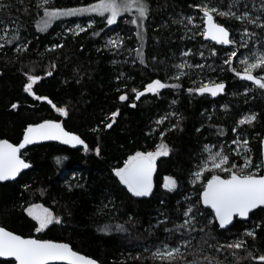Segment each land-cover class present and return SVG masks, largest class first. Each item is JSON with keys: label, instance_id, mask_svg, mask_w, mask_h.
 <instances>
[{"label": "trees", "instance_id": "16d2710c", "mask_svg": "<svg viewBox=\"0 0 264 264\" xmlns=\"http://www.w3.org/2000/svg\"><path fill=\"white\" fill-rule=\"evenodd\" d=\"M95 2L52 0V5L73 8ZM0 3L6 6L0 9V29L8 27L10 39L19 26L20 35L19 40L0 48V139L18 144L27 125L52 119L63 121L66 130L81 136L89 146L85 152L83 146L71 148L52 142L23 150L31 167L15 181L0 182V224L24 236L67 242L99 264H160L151 259V254L162 246L161 242L167 241L172 246L181 243V233L170 234L164 229H174L183 222V212L188 206L185 197L196 200L190 172L196 170L200 158L206 155L204 145H225V151L235 148L231 141L236 133L232 129L249 112L257 113L258 119L251 127L242 126V138L249 140L254 163H259L264 135V92L239 80L223 64L225 52L221 48L231 50L232 46L216 45L199 35L191 38L192 32L184 24L175 22L184 16H196L199 24L202 13L192 5L200 0H149L151 13L144 21L147 31L143 47L135 36L136 26L127 23L130 15L111 26L98 16H72L55 21L42 32L37 27L43 15L42 9L36 7L38 0H0ZM243 3H247L253 14H259L261 0H242ZM90 19L96 23L87 32L74 35L67 31L76 24L86 26ZM229 23L235 25L237 33L242 30L238 21ZM93 32L100 35L94 36ZM117 33L125 38L124 46L106 47L108 38ZM57 43L63 47L50 50ZM22 44H27V51L17 52L16 48ZM212 47L217 50L215 58L208 55ZM137 48L143 53V64L134 51ZM189 49L193 53L203 50L207 59L198 54L183 57L181 53ZM183 60L205 67L186 69L188 75L179 81L171 79L177 72L174 65ZM233 66L239 68L238 58H233ZM47 71H52V75L47 76ZM26 72L44 77L34 86V91L47 96L57 107H67V117L47 101L36 100L23 90ZM155 79L179 83L181 87L162 89L159 95L146 93L136 100L132 90L143 91ZM209 80L225 82V92L212 97L187 91ZM246 87L253 88L247 96L244 95ZM125 93L128 100L120 101L119 96ZM13 103L19 107L13 109ZM117 110L119 115L109 129L106 124L112 122L110 116ZM164 117H167L164 123L157 124ZM220 130L225 135H219ZM161 132L171 152L157 160L152 195L136 197L119 182L113 169L122 167L123 161L136 151L155 150L162 142ZM96 146L101 149L99 156L94 151ZM57 157L61 158L59 164ZM236 162L242 163V157ZM167 176L177 179L176 190L170 192L163 188ZM195 187L199 189L200 185ZM33 203L50 208L63 222L50 226L51 230L36 233V222L26 212ZM198 207L208 214L209 210L202 204ZM102 208L103 212L99 211ZM258 224H264V211L259 209L247 221L236 219L227 230L212 226L205 231L210 230L219 243H226ZM106 225L110 230L101 231ZM116 225H124L126 231L116 230ZM256 231V241L245 238L250 246L254 245L249 250L264 251V233L259 228ZM202 238L207 237L198 231L183 237L191 240L186 247H181L188 261L200 258L204 264V256H214L223 264H235L229 251L209 248ZM209 243L214 244L216 240ZM240 255L246 253L241 251ZM0 264H14V261L0 259Z\"/></svg>", "mask_w": 264, "mask_h": 264}, {"label": "snow or ice", "instance_id": "6c2138e0", "mask_svg": "<svg viewBox=\"0 0 264 264\" xmlns=\"http://www.w3.org/2000/svg\"><path fill=\"white\" fill-rule=\"evenodd\" d=\"M6 7L0 3V9ZM37 9H42L43 15L37 27L40 31H47L55 21L63 17L72 16H98L103 18L107 26L117 24V21L126 15H130L127 23L136 26L135 36L140 40L141 47H143L144 36L147 29L144 26V21L148 19L151 13L149 0H97L95 3L88 4L82 7L61 8L52 5V0H38ZM192 7L202 13L199 16L200 23H196V16H184L176 23L184 24L188 32H192V37L197 35L202 36L205 40H210L216 45L232 46L231 50L221 48L225 52L223 64L228 66V70L235 74L241 81L251 82L256 89L264 92V0H261V8L259 14H253L249 10L247 3L242 0H228L225 4L224 0H200V3L192 5ZM255 5H253V8ZM27 12L28 9H25ZM219 18V19H218ZM230 21H238L240 30L237 33L235 25L230 24ZM96 21L90 19L86 26L76 24L75 28H68L67 31L74 35H79L82 32H87L93 28ZM228 24V26H225ZM191 25L192 27H189ZM255 29H259L257 32ZM103 31V29H101ZM3 35H0V48L5 44H12L14 41L20 39L19 26L15 29L12 37L9 39V28L0 29ZM92 35L99 36L100 32H93ZM238 36V38H237ZM125 38L117 33L113 37H109L106 42V47L119 49L124 46ZM62 44L53 45L56 48H62ZM205 47L202 45V48ZM245 49L246 52L241 51ZM27 51V44H22L16 48L17 52ZM140 59V63H145L143 53L140 48L134 50ZM238 52L240 56L237 57ZM198 54L201 58L205 57L203 50H198L193 53L191 49L182 52L183 57H191ZM208 55L217 57V50L212 47L208 50ZM233 58H238L239 68L233 66ZM177 70L176 75L171 77L179 81L182 77L187 76L186 69L198 68L203 69L204 64H190L188 60H183L179 64L174 65ZM212 68L211 65H208ZM224 70V69H221ZM27 83L24 85V91L35 97L36 100L47 101L53 109L58 113L67 117L69 111L67 107H57L47 96L37 95L34 91V86L38 85L44 79L38 74L25 73ZM47 76L52 75V71L46 72ZM179 83L168 84L162 82L160 79H155L148 83L143 91L133 89L135 99L140 100L146 93L159 95L162 89L176 88L179 89ZM226 84L223 81L208 82L201 81L199 86L189 88V93H198L203 95L210 94L216 97L223 93ZM252 87H246L244 95L247 96L252 92ZM235 95V93H234ZM127 93L119 96L120 101L128 100ZM176 103V101H173ZM13 109L19 107L17 103L11 105ZM131 107H136V104H131ZM227 107V106H225ZM119 115V110L113 112L110 116L111 123L106 124L107 128H112L116 117ZM172 115H176L172 113ZM167 117L157 121V124H163ZM258 119V114L249 112L240 117L236 122V126L232 131L236 133L231 143L235 148L229 147L225 151V145H204L202 155L195 168V171L190 172V183L196 191V200L192 201L191 197H185L188 201V206L183 212V222L175 226L174 229L165 228L164 231L170 234L174 232L181 233V243L176 246L167 241H162V246L157 247L151 254L153 261H158L160 264H178L179 261H184L185 264H201L200 258H194L191 261L187 260L181 247H186L191 243L190 239H183L185 235L191 236L194 232L205 233L206 239L202 238L204 245L209 248H216L217 250L229 251L234 258L235 264H252V262H259L264 264V251L257 249L255 252L250 251L248 240H257V231L259 228L264 233V224H258L251 229H245L242 236H237L235 239L226 243H219V240L212 235V232L205 231L212 226L218 229L227 230L230 225H233L234 220H246L250 213L254 210L264 211V152L261 153L259 163H254L252 149L249 146V140L242 138V126H253ZM175 125L174 127H178ZM199 131V129H197ZM219 135H225L223 130L219 131ZM161 143L156 145L155 150L152 151H136L134 154L128 156L123 161L122 167H115L113 172L119 182L126 186L127 190L136 197H146L152 195L153 192V176L157 170V160L160 157L168 156L171 152L169 145L163 142L164 133L161 132ZM61 141L66 145H81L85 152L89 151V146L81 136L67 131L64 127L63 121L47 119L39 123H32L27 125L24 130L23 140L14 144L7 139H0V181L15 180L17 176L25 169L31 167L22 153V150L28 145L35 144L39 141ZM219 148L218 151L214 149ZM95 154L100 155L101 149L99 146L94 148ZM242 157L243 162L236 161ZM57 164L61 163V158H56ZM199 184L200 188L196 189ZM178 187V181L173 176L164 178L163 188L168 191H174ZM206 206L209 210L208 214L201 210L198 205ZM104 208L107 205L103 206ZM27 214L36 222L34 231L36 233H43L45 230H51L63 222V218L54 213L50 208L43 204L33 203L26 208ZM99 211L103 212V208ZM203 222V223H202ZM164 224L165 221H159ZM198 225L200 227L198 228ZM101 231H109L110 226H105ZM116 230L126 231L124 225H116ZM209 240H216V243L210 244ZM243 251L246 255H240ZM0 257L14 258V264H98L93 258L81 254L73 249L67 242H59L53 239L36 238L35 236H27L17 234L8 230L4 226H0ZM204 264H223L214 256H204L202 258Z\"/></svg>", "mask_w": 264, "mask_h": 264}, {"label": "water", "instance_id": "95a60500", "mask_svg": "<svg viewBox=\"0 0 264 264\" xmlns=\"http://www.w3.org/2000/svg\"><path fill=\"white\" fill-rule=\"evenodd\" d=\"M246 82H248V81H246ZM248 83H251V82H248ZM226 84V83H225ZM224 92H225V90H224ZM223 92V93H224ZM223 93H221V94H223ZM205 94H207V93H205ZM221 94H219V95H221ZM200 95V94H199ZM204 95V94H203ZM208 95H210V94H208ZM218 95V96H219ZM211 96V95H210ZM217 97V96H216ZM51 106V105H50ZM68 131V130H67ZM71 132V131H70ZM73 133V132H72ZM75 134V133H74ZM23 140V137H22V139H21V141ZM20 141V142H21ZM10 142V141H9ZM19 142V143H20ZM52 142H54V143H59V144H61V145H64V146H67V147H71V148H78V147H81V145H76V146H73V145H66V144H64V143H62L61 141H55V140H50V141H39V142H37V143H35V144H32V145H28V146H26V148H29V147H31V146H33V145H36V144H42V143H52ZM12 143V142H11ZM25 148V149H26ZM25 149H23V150H25ZM23 150H22V152H23ZM261 150H262V152H264V135H263V137H262V140H261ZM27 169H25V170H23L22 172H24V171H26ZM21 172V173H22ZM19 176H17L16 177V179L18 178ZM15 179V180H16ZM153 179H154V176H153ZM15 180H9V181H15ZM0 182H8V181H0ZM205 208H206V206H204ZM255 211V210H254ZM250 215H251V213H250ZM249 218H250V216H249ZM248 218V219H249ZM248 219H246V220H242V221H247ZM238 220H240V219H238ZM234 222H235V220H234ZM233 222V223H234ZM0 226H2L1 224H0ZM232 225H230L229 227H231ZM228 227V228H229ZM9 230V229H8ZM16 233V232H15ZM18 234V233H17ZM25 237H27V236H25ZM37 238V237H36ZM59 242H63V241H59ZM75 250V249H74ZM77 251V250H76ZM79 252V251H78ZM81 254H83V255H86V254H84V253H82V252H80ZM86 256H88V255H86ZM88 257H90V258H93V257H91V256H88ZM0 259H3V260H12V261H14V258H10V257H0ZM93 259H95V258H93ZM96 260V259H95ZM97 261V260H96ZM99 264V263H98Z\"/></svg>", "mask_w": 264, "mask_h": 264}, {"label": "rangeland", "instance_id": "374dc122", "mask_svg": "<svg viewBox=\"0 0 264 264\" xmlns=\"http://www.w3.org/2000/svg\"><path fill=\"white\" fill-rule=\"evenodd\" d=\"M85 6H87V5H85ZM80 7H82V6H80ZM85 16H87V15H85ZM63 18H67V17H63ZM63 18H61V19H63ZM39 29V28H38ZM219 149H214V151H218ZM36 204H41V203H36ZM27 212V211H26Z\"/></svg>", "mask_w": 264, "mask_h": 264}]
</instances>
